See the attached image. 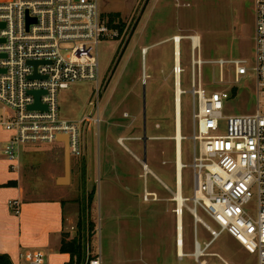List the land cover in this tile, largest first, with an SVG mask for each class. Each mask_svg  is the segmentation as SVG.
<instances>
[{"label": "rangeland", "instance_id": "rangeland-1", "mask_svg": "<svg viewBox=\"0 0 264 264\" xmlns=\"http://www.w3.org/2000/svg\"><path fill=\"white\" fill-rule=\"evenodd\" d=\"M100 8L105 16L119 15L120 20L117 21L120 26L116 27L120 36L117 40H105L99 45L100 85L95 81L76 82L69 88L60 90L59 117L68 121H80L91 115L90 102L97 101V98L102 113L109 97L114 93L115 104L121 101L118 114L123 123H130L136 110V114L140 115L142 135L146 124L149 138L147 147L143 142H138V145L142 152L147 148L148 167L155 173L165 171L169 186L175 191L176 78L172 39L175 36H200L203 60L246 58L252 69L255 63L252 0H100ZM126 39L127 44L124 41ZM144 49L147 53L142 55ZM181 63L185 70L181 76V89L190 91L192 75L188 40L182 41ZM202 74L203 88L206 91L230 89L228 84L220 83L221 71L218 66L205 65ZM224 76L225 82L230 81L234 77L233 71L225 68ZM192 101L190 95L181 97L182 134L186 138L182 144V162L187 166L182 177L184 197H192L194 193L191 168L194 157ZM257 103L255 76L250 72L238 85V94L224 102V115L254 114ZM2 106L0 103V111ZM126 109L129 117L123 116ZM104 129L105 124L102 122L99 126L92 123L85 130L88 153L95 162L94 181L97 193L96 197L91 192L85 194L79 191L75 194L77 205L72 210V219L66 221L65 234L70 239L84 237L86 262L89 255L101 254L103 264H197L190 257L183 261L177 260L176 216L173 212L171 214L170 204L174 206L172 201L166 208L150 207L153 215L150 223L146 219L131 218L130 224L121 225L122 219L119 216L125 212L122 208L111 209L115 217L110 219L108 205L100 196V179L105 170ZM114 131L115 139L129 134L123 129ZM125 144L129 145L127 142ZM52 146L27 145L19 150L20 165L24 162L27 164L24 169L26 178L32 187V193L36 195L48 196L54 192L47 170ZM118 150L124 154L122 148L119 147ZM62 152L64 153L63 148L60 147L61 155ZM31 165L34 167L31 168ZM147 181L149 189L155 187L151 177ZM137 184L142 187L144 183L140 181ZM169 200H172V196ZM150 205L146 204L145 207ZM173 206L172 209L175 210L176 206ZM160 210L162 215L167 211V216L160 217ZM250 210L256 212V205L251 206ZM200 215L214 231H219L209 218L202 213ZM183 225L186 241L184 252L192 254L194 225L187 209ZM198 239L203 246L212 239L202 225L198 226ZM209 253L218 254L229 264H258L257 256L248 253L227 232L213 243ZM210 261L220 263L218 258Z\"/></svg>", "mask_w": 264, "mask_h": 264}, {"label": "built area", "instance_id": "built-area-1", "mask_svg": "<svg viewBox=\"0 0 264 264\" xmlns=\"http://www.w3.org/2000/svg\"><path fill=\"white\" fill-rule=\"evenodd\" d=\"M252 3V69L246 58L203 60L201 37L181 38L190 42L192 75L191 90H182L181 97H192L194 126V193L184 198L183 206L192 215L194 230L193 253H178L180 261L190 257L197 264H229L218 254L209 253L213 243L227 232L248 253L257 256L258 264H264V0ZM0 24H4L0 28V103L12 113L0 120V126L12 134L0 149V158L10 162L12 172H19L22 146L54 145L62 135L69 139L71 157L81 158L83 130L91 122L100 123L95 117L99 98L90 103V116L68 121L59 117L58 94L76 82L99 84V45L119 38V22L114 21L116 28L112 27L110 17L101 11L100 0H0ZM205 65L218 66L220 83L228 84L230 89L206 91L202 83ZM225 68L234 74L228 82ZM250 72L256 82V112L224 115V102L234 97L233 90H238ZM183 73L181 68L178 74ZM35 75L40 78L34 79ZM174 75L177 76L176 66ZM32 91L45 92L40 104L46 110L30 109L35 104L34 96L29 94ZM184 167L187 168L185 164ZM156 198L153 193L144 196L146 201ZM254 204L256 212L250 210ZM11 206L19 214L20 203L13 202ZM201 213L219 231H214ZM199 225L212 236L204 246L198 239ZM215 258L220 263L210 261ZM19 260L17 264H44L45 254L21 252ZM86 264H103L101 254L89 255Z\"/></svg>", "mask_w": 264, "mask_h": 264}, {"label": "crops", "instance_id": "crops-1", "mask_svg": "<svg viewBox=\"0 0 264 264\" xmlns=\"http://www.w3.org/2000/svg\"><path fill=\"white\" fill-rule=\"evenodd\" d=\"M114 99V93H112L102 113L99 101L96 113L100 120L97 125L99 126L102 122L105 124V170L102 171V178L100 179L101 199L106 201L108 205L110 219L115 217L111 213L113 212L112 210L119 208L125 210L123 215L119 216L122 219L120 223L124 226L130 224L129 220L131 218L136 220L146 219L147 223H150L153 218L151 214L152 208H166V205L172 201L171 203L174 206L172 204L170 206L171 214L173 212L176 216L175 243L178 257L179 238L177 225L180 219L176 211L178 203L175 202L174 197L177 191V173L175 175L176 189L173 191L169 186L165 171L155 173L148 167L147 142L145 143L144 141L145 134L147 136V130H145L144 125V135L140 132V115L136 114L135 110L133 120L130 123H123L118 114L121 101L115 104ZM6 116L10 117L12 113L2 106L0 120ZM123 116H130L127 109L123 112ZM92 123L95 122H91L89 126ZM88 127L82 132L83 156L81 158L71 157V179L68 185L61 186L57 182L65 175L64 153L62 152V155L60 153V147L64 151V146L59 142L52 146V155L47 161L49 162L47 165L49 183L54 187V192L50 193L51 195L42 196L32 193V187L27 180L28 178H26L27 175L24 170L27 168L25 162L21 163L19 172H12L10 162L5 157L0 158V255L6 256L12 264H17L20 261L21 252H43L45 254L44 264H69L71 255L61 253V247L66 221L72 219V210L77 205L75 194L79 191L85 194L91 192L96 197L97 193L96 181H94L95 162L92 155L88 153L85 134V130ZM114 129H123L124 132L129 134L115 139ZM11 137L12 134L7 132L3 126H0V149L7 145ZM126 142L129 144L128 146L125 144ZM138 142L145 144V151H141L138 145L140 143ZM119 147L123 149L124 154L119 152ZM33 167L31 165V168ZM150 177L155 183V187H152V189L148 187L147 180ZM140 181L144 183L142 187L137 184ZM146 193L156 194L157 198L146 201L144 199ZM170 196H172V200H169ZM13 202L20 203L19 214H15L11 206ZM146 204L151 205L145 207ZM172 206H176V209H172ZM183 212L185 216V208ZM166 213L162 215V210H160L159 216L166 217ZM181 216L183 224L184 216ZM160 221L161 219H159ZM182 226L184 230V225ZM182 240V250L184 252L186 246L184 232ZM177 260L180 261L179 259Z\"/></svg>", "mask_w": 264, "mask_h": 264}, {"label": "bare ground", "instance_id": "bare-ground-1", "mask_svg": "<svg viewBox=\"0 0 264 264\" xmlns=\"http://www.w3.org/2000/svg\"><path fill=\"white\" fill-rule=\"evenodd\" d=\"M183 36H176L172 39L174 42V58H175V66L177 69V76L176 78V89H175V102H176V135L174 138V141L176 143V153H175V165H176V173H177V178H178V183L176 184L177 191L175 193V202L178 203V210L179 214H182V209L184 208L183 206V200L184 196L182 194V177H183V170L185 169L184 163L182 162V144L184 141V137L182 134V112H181V76L178 74L179 70L182 68L181 64V45L182 41L184 39H181ZM147 50L144 49L142 50V55H144ZM174 66V67H175ZM184 216V212H183ZM182 216H179V221L177 225V232H178V238H179V253L183 254L182 250V238H183V224H182Z\"/></svg>", "mask_w": 264, "mask_h": 264}, {"label": "trees", "instance_id": "trees-1", "mask_svg": "<svg viewBox=\"0 0 264 264\" xmlns=\"http://www.w3.org/2000/svg\"><path fill=\"white\" fill-rule=\"evenodd\" d=\"M111 25L116 20H120L119 15H110ZM127 44V43H126ZM125 46V45H124ZM238 94V90H233L234 97ZM61 253H67L71 255L69 264H85L86 256V244L83 236H77L70 239L68 234L63 235ZM0 264H12V262L6 257L0 255Z\"/></svg>", "mask_w": 264, "mask_h": 264}, {"label": "water", "instance_id": "water-1", "mask_svg": "<svg viewBox=\"0 0 264 264\" xmlns=\"http://www.w3.org/2000/svg\"><path fill=\"white\" fill-rule=\"evenodd\" d=\"M4 27V24H0V28ZM2 41H0L1 43ZM37 65V64H36ZM33 78L37 79L40 78L39 76L35 75ZM30 95H33L35 98V104L30 107L31 110H46V107L42 106L40 104V98L43 94H45L44 91H32L29 92ZM145 130H146V124H145ZM147 136L145 134L144 141L145 143L147 142ZM58 142L63 144L64 146V160H65V175L63 178L58 180V184L61 186L68 185L70 183L71 179V154H70V147H69V139L67 136H59L58 137Z\"/></svg>", "mask_w": 264, "mask_h": 264}]
</instances>
